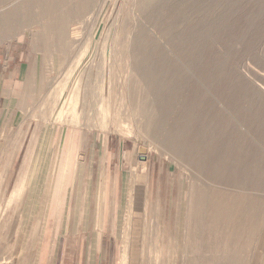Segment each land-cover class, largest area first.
<instances>
[{"label":"rangeland","instance_id":"rangeland-1","mask_svg":"<svg viewBox=\"0 0 264 264\" xmlns=\"http://www.w3.org/2000/svg\"><path fill=\"white\" fill-rule=\"evenodd\" d=\"M55 1L56 12L43 18L35 0H0V52L30 42L44 119L69 134L115 137L142 164L118 198L122 231L103 239L106 263L129 264L130 255L131 264H264V0ZM43 22L63 24V38H40ZM149 118L164 134L147 130ZM2 143L0 264H39L48 205L29 215L26 124L15 149ZM75 159L61 165L66 185H74ZM75 239L81 264L85 240Z\"/></svg>","mask_w":264,"mask_h":264},{"label":"crops","instance_id":"crops-1","mask_svg":"<svg viewBox=\"0 0 264 264\" xmlns=\"http://www.w3.org/2000/svg\"><path fill=\"white\" fill-rule=\"evenodd\" d=\"M8 44L13 47L7 49L6 54L0 52V150L3 141L5 147L15 149L20 126L26 124L31 146L25 179L26 204L34 206L29 215L34 213L37 217L39 205H48L44 227L37 235V262L65 264L66 244L69 242L72 260L67 264H78L71 243L77 245L75 238H79L85 240L82 255L79 254L81 264H107L106 252L101 251L105 248L103 239L117 236V226L122 231L124 210L118 198L125 197L131 169L135 168L142 174V164L137 163L134 150L125 149V143L117 142L115 137L73 135L57 124L47 122L44 118L49 110H45L43 116L35 103L36 90L30 75L34 55L31 43L22 40ZM30 126L39 127L32 131ZM5 134L8 136L4 137ZM15 156L19 157L20 153ZM54 158H61L58 168L61 170L57 171V179L53 183ZM75 158H80V168L78 166L74 185H66L61 165L64 162L77 164L72 161ZM114 184L119 189L118 196L113 190ZM96 185L102 188L101 193L95 192ZM110 197L114 199L110 200ZM108 220L113 222V229L106 228ZM133 235L136 237L135 233ZM63 236L67 239L61 245ZM130 259L129 255V264Z\"/></svg>","mask_w":264,"mask_h":264},{"label":"bare ground","instance_id":"bare-ground-1","mask_svg":"<svg viewBox=\"0 0 264 264\" xmlns=\"http://www.w3.org/2000/svg\"><path fill=\"white\" fill-rule=\"evenodd\" d=\"M59 2V1H58ZM29 3V2H28ZM36 5L39 7L40 9V15L44 17H49V15H53L54 12H56V5L57 2L55 0H35ZM88 3V2H87ZM58 17V16H57ZM57 17L55 18V20H57ZM54 18V17H52ZM51 20V19H50ZM53 21V20H52ZM58 21V20H57ZM59 22V21H58ZM39 28V37L44 39L45 41L50 40V39H62L64 34H65V27L63 24H52L49 22H43V23H39V27H37V29ZM139 61V59H138ZM79 62L76 64V67L78 66ZM134 69H137L136 65H133ZM140 69V66L138 65V69ZM73 72V70H72ZM95 74V73H94ZM90 79V78H89ZM96 82V81H95ZM81 81H75V83L73 84V89L71 91L70 97H71V103L76 102L77 97L76 94L77 92L80 90L81 87ZM188 121V120H187ZM147 130L151 133H153L154 135H159V134H164L163 133V129L161 126L157 125L155 123V121L152 118H149V120L147 121ZM166 135V134H165ZM156 137V136H155ZM199 190V189H198ZM198 206V205H197ZM194 209V208H193ZM189 210V209H188ZM190 212V210H189ZM188 212L187 214V228L186 231L191 230V227L194 228V219L193 216H191L192 214H190ZM183 217V216H182ZM177 220V219H176ZM178 221V220H177ZM192 232V230H191ZM189 233V232H188ZM191 234V233H190ZM187 237V236H186ZM192 237V236H191ZM189 239V238H188ZM192 239V238H191ZM187 240V239H186ZM186 242V241H185ZM191 243V242H190ZM186 244V243H185ZM187 246V245H186ZM193 246V245H192ZM191 247V246H190ZM160 248V247H159ZM181 248V247H180ZM188 248V247H187ZM192 249V248H191ZM161 250V249H160ZM187 250V249H186ZM189 251V250H188ZM160 252V251H159ZM191 252V251H190ZM157 257V256H156ZM185 257V256H184ZM158 258H160V256H158ZM187 258V257H186ZM157 259V258H156ZM160 259H158L159 261ZM163 261V260H162ZM189 261V260H188ZM161 263V262H160ZM142 264V263H141ZM144 264V263H143Z\"/></svg>","mask_w":264,"mask_h":264},{"label":"water","instance_id":"water-1","mask_svg":"<svg viewBox=\"0 0 264 264\" xmlns=\"http://www.w3.org/2000/svg\"><path fill=\"white\" fill-rule=\"evenodd\" d=\"M139 154L141 155V159H145L146 150L144 148L139 149Z\"/></svg>","mask_w":264,"mask_h":264}]
</instances>
